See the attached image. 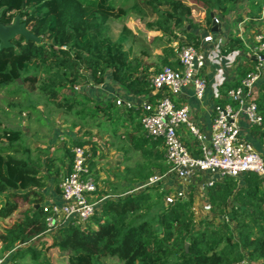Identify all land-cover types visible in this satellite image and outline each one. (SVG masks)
I'll return each instance as SVG.
<instances>
[{"label": "trees", "instance_id": "1", "mask_svg": "<svg viewBox=\"0 0 264 264\" xmlns=\"http://www.w3.org/2000/svg\"><path fill=\"white\" fill-rule=\"evenodd\" d=\"M261 1L0 0L1 24L8 25L19 16L39 38L37 42L17 36L10 48L0 49V90L15 85L16 93L38 92L66 113L81 108L75 115L89 128L99 112L116 109L118 117L125 112L139 116L116 106V99L103 107L81 92H75V97L67 94L78 85H104L110 74L113 82L129 92L151 98L150 76L161 69L148 71L151 66L127 48L133 31L125 24L115 29L112 21L135 13L147 31L160 33L156 39L163 43L161 65L178 69V48L184 41L199 47L200 36L193 30L210 31L212 13L242 10L237 24L249 18L248 25L261 26ZM194 11L205 13L202 22L194 21ZM241 48L242 40L232 35L222 53L227 56ZM237 85L235 81L227 90ZM89 103L94 108L89 109ZM257 104L261 112L264 97ZM138 125L142 131L139 137L125 134L141 157L122 174L128 190L113 187L112 194H101L98 199L109 198L87 223L60 225L57 236L48 241L50 209L45 207L44 189L52 181L61 194L75 146L86 150L89 170L97 182L92 162L96 143L72 140L59 149L62 155L58 156L47 148L26 147L22 130L1 127L0 122V244L3 253L17 247L10 262L30 256L31 264H55L53 259L59 255L63 264H239L245 260L264 264V177L247 172L215 180L206 189L208 215L198 220L194 199L177 197L166 205L170 192L161 183L133 192L156 170L166 173L170 168L163 140L148 137L140 121Z\"/></svg>", "mask_w": 264, "mask_h": 264}, {"label": "built area", "instance_id": "2", "mask_svg": "<svg viewBox=\"0 0 264 264\" xmlns=\"http://www.w3.org/2000/svg\"><path fill=\"white\" fill-rule=\"evenodd\" d=\"M260 15L261 28L255 32L252 43L245 37V25L249 18L238 24V37L249 56L253 59L251 69L240 79L238 85L227 90L223 101L213 109L209 134H206L190 116L188 106H180L177 100L187 87H192L194 97L202 101L207 92V81L203 75L208 64L205 50L193 43L184 41L178 52V69L163 67L150 76L151 98L131 101L118 98L116 106L139 113V121L148 137L162 139L165 157L170 166L166 173H157L142 183L137 190L164 182L169 177L176 181H187L208 176L206 186L223 177L237 178L253 172L264 177V158L253 144L241 136L240 121L244 117L251 127L262 126L263 116L254 99V89L264 81V0ZM219 25V19L213 18ZM213 42L212 35L203 39ZM79 92V87H74ZM186 131L197 143L199 155L195 156L184 144L180 133ZM73 162L70 173L61 183L60 203L45 206L50 210L47 219L49 232L71 221L87 223L98 211L100 203L108 196L98 199L97 183L88 164L86 150L82 146L72 148ZM184 198L182 191L165 197L166 205L175 198ZM12 251L2 252L0 244V264H10ZM2 254V255H1ZM239 264H251L245 260Z\"/></svg>", "mask_w": 264, "mask_h": 264}, {"label": "crops", "instance_id": "3", "mask_svg": "<svg viewBox=\"0 0 264 264\" xmlns=\"http://www.w3.org/2000/svg\"><path fill=\"white\" fill-rule=\"evenodd\" d=\"M199 13V19H195L193 15L195 22H202L204 20L205 13ZM241 13L242 10H230L226 15H222L219 12H214L211 14V17L213 15L212 21L213 18L219 19V25L214 24L213 21L212 29L210 31H206L204 29L193 30L194 34L200 36L199 46H201L208 55V64L203 73L207 81V92L204 99L202 101H198L194 97L193 88L187 87L177 100V104L180 106L189 107L191 119L206 134H209L210 132L213 109L217 103L224 100L227 92V86L235 81H238V79L244 76V72L250 70L253 65L252 57L249 56L248 52L244 48L235 50L227 56H224L222 53L223 46L229 42L230 37L237 34L236 20ZM258 26L249 25L248 28L246 27V39H248V41L251 43L253 42L255 32L260 30V25ZM215 27L218 28L216 32L213 31V28ZM188 29H190V27H188ZM151 33L154 35L160 34L157 32ZM209 35H212L213 42L204 43V37ZM84 88L85 90L83 91L82 88H80L79 92H81L85 97L96 101L98 105L103 107H105L107 102L111 100L114 101L118 98L137 101L148 97L135 95L112 80H110V83L107 85L105 83L101 86L90 85ZM263 97L264 81L257 84L254 89V99L256 102ZM81 100L82 98L78 99V101ZM260 107L261 112L264 115V104H261ZM138 124L139 116H137L136 113L125 112L118 117L116 115V109L107 114L99 112L96 116L94 126L91 128L92 132L89 134L87 133L84 137L78 139L89 140L96 143V156L93 158L92 162L94 163L93 170L95 173L97 172L99 174L101 177L100 180L106 179L104 174L105 172H102V166L104 165L107 167V171L113 175L115 173L124 172L127 166L135 165L137 162L141 161L140 159L135 163L132 162L134 154L139 156L140 154L133 148L131 140L125 137L127 134L130 135L131 138L133 136L135 138L139 137L142 134V131ZM240 124L242 138L253 144L255 149L264 157V123L259 128H253L243 117L240 121ZM91 129L88 128V130ZM137 129L139 132H137ZM180 135L184 144L189 148L191 153L198 154L199 148L191 136L186 131H182ZM111 165H114L116 169L110 170ZM157 173L160 172L156 170L155 174ZM187 181L191 182L193 185L198 183V179L196 178L189 179ZM161 183L166 185L171 184L167 187L172 186L174 189H176V191H182L181 185L183 184H181L179 181L174 182V177H169ZM140 185H138L137 188ZM206 197L205 200L207 199ZM56 199L60 201V194L57 195Z\"/></svg>", "mask_w": 264, "mask_h": 264}, {"label": "rangeland", "instance_id": "4", "mask_svg": "<svg viewBox=\"0 0 264 264\" xmlns=\"http://www.w3.org/2000/svg\"><path fill=\"white\" fill-rule=\"evenodd\" d=\"M199 16V11H194L195 19H199ZM110 24L115 29H119L121 25L125 24L129 29L133 31L134 36L128 42L127 48L131 47L133 49V55L135 57L142 60L143 63L151 66L148 71L156 72L159 69L163 68L159 61L162 55L163 43L160 40L156 39L158 37H161L160 34L154 35L151 32L147 31L143 23L139 21V18L135 13L129 14L122 21H112ZM246 27H249L248 23H246L244 27L245 32L247 30ZM244 37L246 39L245 33ZM246 40L248 41V39ZM177 45L178 43L175 44V47ZM179 50L180 47L177 51ZM110 80V74H107L106 85L110 83ZM89 85L92 84H88V86ZM84 86L85 85H78L77 87L83 88ZM15 91V85L0 90V122L1 127L22 130L24 137L23 143L26 147L30 149H35L36 147L47 148L50 151L49 153L61 156L62 152L59 149L63 148L66 143H71L72 140L80 139L81 137H84L85 134H89L92 132V129L89 128L86 123L79 121L75 115V112L77 110H80L81 108L74 110L72 113H66L62 110L56 109L54 106L49 104L47 99L38 92L28 94L22 92L16 93ZM73 92L68 91L67 94L71 97H75L76 93L78 92ZM88 106L89 109L94 108V105H92V103H89ZM91 117L94 118L95 116ZM91 117H89V119H91ZM88 128L91 130H88ZM35 155L36 154H34L33 157ZM140 159L141 158L139 155L134 154L132 162L135 163ZM113 169L116 168L114 165H111L110 170ZM102 172H105L104 174L106 179L104 180H100L101 177L98 173L95 174L97 175L96 183L98 188L96 197L99 198L101 194L106 193L112 194L111 189L113 187H120V189H123L125 187L122 192H126L128 190V183L122 180L123 172L115 173L112 175L107 171V167L105 165L102 166ZM117 175L120 178L116 179ZM196 179H198V183H196V185H193L188 181H182L180 183L183 184L181 185V190L184 193V196L186 198L192 197L194 199L193 210L197 219L200 220L208 215V208L205 203L207 191L206 182H208L211 178L201 175ZM174 182L177 181L174 180ZM161 184L162 187L170 192V194H174L176 192V189H174L172 186L167 187L171 184ZM133 192L138 193L140 191L134 189ZM44 193L46 196L45 206H49L53 203H60L59 200L56 199L57 195H59V192L57 191L56 184L52 181H48L47 187L44 189ZM56 236L57 231L55 228L52 229L45 238L46 240L50 241V239ZM16 248L17 247L11 249V251H15ZM61 259L62 256L56 255L53 261L55 262V264H63V262H60ZM31 263L32 258L30 256H26L24 258L18 257L16 260H12L10 262V264ZM64 264L66 263L64 262ZM106 264L118 263L107 262Z\"/></svg>", "mask_w": 264, "mask_h": 264}, {"label": "water", "instance_id": "5", "mask_svg": "<svg viewBox=\"0 0 264 264\" xmlns=\"http://www.w3.org/2000/svg\"><path fill=\"white\" fill-rule=\"evenodd\" d=\"M213 17V15H212ZM218 30L217 27L213 28V31L216 32ZM22 36L26 40L39 41L33 33H31L25 23L21 22V18L19 16L15 17L12 23L8 25H4L0 23V49H7L12 46L11 41L17 37ZM21 83V81L19 80Z\"/></svg>", "mask_w": 264, "mask_h": 264}]
</instances>
